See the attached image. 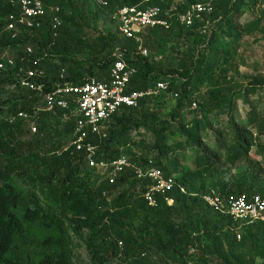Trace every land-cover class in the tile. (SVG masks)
Wrapping results in <instances>:
<instances>
[{
    "label": "trees",
    "instance_id": "1",
    "mask_svg": "<svg viewBox=\"0 0 264 264\" xmlns=\"http://www.w3.org/2000/svg\"><path fill=\"white\" fill-rule=\"evenodd\" d=\"M43 1L49 6H59L61 11L70 12L68 16L61 14L63 24L56 36L53 35L46 19L38 29L29 31L17 26L14 31H7L6 26L11 17L18 14L17 0H0V52L9 50L15 61L12 70L0 72V89L11 90L10 97L0 103L7 106L5 111L0 109V264H75L70 255L67 230L75 236H79L81 231L87 232L86 249L90 264H158L156 253L154 252L152 258L149 256V250L142 251L141 246L130 236L133 232L127 227L136 219V214L143 218L148 230L152 231H143V240H147L145 237L150 238L158 245V250L169 256L175 264L185 263L188 247L194 241L200 245L197 262H206L211 256L223 259L224 243L227 244V252L233 255L234 242L237 240L230 228L234 223L211 210L200 197L193 196L205 194L189 191V181L193 180L194 176L189 179L191 176L184 173L180 178H175L185 188L186 194L175 188L158 198L157 208H149L143 195L150 183L137 180L130 172L123 173L113 185L107 182L99 183L96 171L86 167L83 154L75 152L74 148L69 146L73 122L71 119L64 122L62 118L64 115L69 116L70 112L56 109L51 113H34L36 106L43 103V95L46 93L64 85L81 86L90 78L107 79L109 68L114 61L109 57L87 69L71 65L68 60L74 56V51L69 44L79 29L73 20L76 14L75 3L73 0ZM141 1L112 0L108 8L95 11L96 14L105 13V16L109 17L115 9L123 5H139ZM174 1L150 0L149 5L167 11ZM246 1L216 0L212 14L204 16L214 18L215 24L206 30L204 35H200L199 40L208 52L191 54L189 67L186 66V61H180L178 68L182 70L187 83H180L178 79H165L170 83V90L178 93L172 118L178 119L185 108L190 109L192 102L197 103V108L192 110L201 115L199 119L191 122V127L186 131L185 143L178 149L166 144L162 132H157L154 127L152 111L140 115L147 107L146 101H141L138 109L123 107L111 118L107 124L105 138L99 140L89 137L88 141L96 146L97 161L111 162L125 157L136 167L142 168L151 162L164 176L171 177L174 176L172 170L177 168L180 157L185 159L187 150L194 148L191 161L195 174L205 176L219 158L226 164L234 165L249 156L255 141L264 136V115L258 113L257 106L248 101L251 111L247 118L243 121L229 120L225 129L214 132L218 144L208 145L204 143V138L207 137L206 130L211 128L208 115L212 108L227 105L232 113L233 103L220 89L208 91L207 100L199 101H192L193 93L189 90L190 85L196 89L199 81L214 75L217 69L226 63L230 46L223 36H220L221 25L224 23L230 26L231 23L227 21L230 17H241ZM185 8L184 4H179L176 11L183 12ZM194 24L193 28L185 30L188 35H193L199 30L198 20H195ZM180 30L182 32L184 28L174 23L167 33L173 34ZM128 45L135 49L133 43ZM27 46H30L35 52L34 56L40 59V66L45 74L44 78L29 81L35 86L42 85V92L21 84L25 73L21 74L19 68L26 72V65L22 64L20 59L27 57ZM76 52L79 53L77 48ZM98 53L100 52H92L94 56ZM125 56L127 60L130 58L129 54ZM147 58L136 56L133 60L129 59L128 62L138 70L128 87L129 92L145 91L159 83L156 81L158 76L153 73ZM62 70L65 74L61 78ZM263 88L264 82L251 83L243 92L256 95ZM19 112L30 115L37 128L36 134L31 133L28 123L17 119ZM61 127L63 130H60ZM142 130H147L155 137V147L148 154L132 151L134 147H138V144L131 146L132 134ZM65 148L68 150L65 151ZM257 149L263 150L259 145ZM134 185L142 189L136 199L129 201L126 192H120L113 197L124 187ZM237 187L240 190H231L227 185L217 190L223 196L246 194L264 198V191L256 193L242 189L240 185ZM165 197L173 200L172 206H167L163 201ZM174 213L184 220L179 225V232L174 230V224L169 221V217ZM202 224L212 227V230L207 233L196 232ZM223 224L226 229L225 236L220 232ZM125 227L129 229V234L122 232ZM250 232H253L251 237L254 244L263 240L260 233L264 232V228L256 225L244 228L238 242ZM194 233L199 234L192 238ZM118 242L123 245L122 252ZM260 252L264 253L263 247ZM144 253L146 257L142 258ZM110 260L114 262L111 263ZM260 261H251L249 264H259Z\"/></svg>",
    "mask_w": 264,
    "mask_h": 264
},
{
    "label": "rangeland",
    "instance_id": "2",
    "mask_svg": "<svg viewBox=\"0 0 264 264\" xmlns=\"http://www.w3.org/2000/svg\"><path fill=\"white\" fill-rule=\"evenodd\" d=\"M188 0H175L171 7H176L179 4H184L188 7ZM75 3L76 14L74 15V23L79 27L74 40L70 42L73 48V57L68 61L74 67L83 69L95 66L97 63L107 58H113L114 48L116 47L117 29L116 25L110 18L105 16V13L96 14L99 10L93 8V5L88 0H73ZM81 4L89 13L83 12ZM77 6V7H76ZM94 11V12H93ZM198 20V31L195 34L188 35L186 29L177 33H167L164 30L147 31L143 40V46L148 51V62L152 65L153 73L157 75V82L160 80L178 79L180 83H187L182 73L178 68L180 61H186L185 64L189 67L190 55L197 52H208L201 45L200 35H204L206 30H209L215 23L212 17H202ZM219 20V18L217 19ZM228 24H222L223 39L229 43L230 52L227 55L226 63L217 69L214 75L202 79L197 83V88L189 86L192 101L207 100V92L215 89H220L223 94L233 103V111L230 113L227 105L222 108H212L208 115V121L211 128L206 130L207 137L204 138L208 145L218 144L214 138L216 130L225 129L230 121H243L247 118V114L251 111L249 102H252L258 108V113L264 115V88L259 90L256 95H247L243 91L251 85V83L264 82V0H247L243 15L239 18L230 17ZM201 23V24H200ZM217 25V23H216ZM219 25V23H218ZM195 26V24H194ZM193 26V27H194ZM192 27V28H193ZM218 32L220 29L217 30ZM112 46H115L112 48ZM79 50V53L76 52ZM93 51H98L96 56ZM213 53V52H212ZM9 56L12 53L8 51ZM99 59V60H98ZM179 86V83H177ZM189 85V83L187 84ZM11 90L6 88L0 89V103L3 99L10 97ZM193 103V102H192ZM192 107V106H191ZM185 108L178 119H173L175 101L169 95H159L154 98L153 102L148 103L146 109L140 113H150L154 116V127L157 132H162L164 142L178 149L181 144L186 141V131L191 127V122L194 119H199L200 113H196L192 109ZM7 106L0 104V109L6 110ZM2 117H0V120ZM255 133V132H254ZM3 133V135H5ZM0 135H2L0 133ZM256 135V134H254ZM132 151L137 154H148L155 147V137L142 130L132 134ZM258 145L262 151H258ZM185 159L180 157L177 168H173L175 178H180L184 173H188L189 179L194 176L193 180L189 181V191L191 193H205L218 191L217 189L223 185L238 191L237 186L242 189H249L250 192L262 193L264 191V136L258 138L253 144L249 156L241 160L237 164H226L223 159H217L215 166L205 176H197L191 159L193 158L194 148L187 150ZM155 155V154H154ZM142 189L137 186H128L119 190L118 193L126 192V197L129 201L137 198ZM248 191V190H247ZM193 196L200 197L194 194ZM136 219L132 220V224L127 227L132 230L131 238L141 246L144 250H149V256L154 258L156 253L159 262L158 264H175L171 258L158 250V245L150 238L145 237L143 240L142 233L147 230L146 222L142 217L135 215ZM169 221L174 224V230L179 232V225L184 222L183 218L174 213L169 217ZM203 223V222H202ZM197 227V226H196ZM225 225L221 226L220 232L225 236ZM126 227L122 229L123 233H128ZM212 227L199 225L196 232H210ZM194 231V230H191ZM213 231H215L213 229ZM219 231V229H218ZM69 235L70 255L75 264H90V256L86 249L87 232L81 231L79 236L73 235L67 230ZM129 234V233H128ZM194 233L193 235H198ZM253 232H250L241 242H234L235 251L233 255L227 252V244L224 243L222 250L223 259H218L216 256H211L206 262H198V264H249L251 261H260L264 259V253L261 254V247L264 248V232L260 233L263 240L259 243H253ZM111 263L114 260H110Z\"/></svg>",
    "mask_w": 264,
    "mask_h": 264
},
{
    "label": "built area",
    "instance_id": "3",
    "mask_svg": "<svg viewBox=\"0 0 264 264\" xmlns=\"http://www.w3.org/2000/svg\"><path fill=\"white\" fill-rule=\"evenodd\" d=\"M112 0H88L95 9L108 8ZM120 2V1H119ZM188 7L185 11L178 12L176 7H170L163 11L158 6L149 5L150 0H142L139 5L121 6L111 12L108 18L116 25L117 41L113 54V63L109 68L107 79L97 80L90 78L81 86L73 87L64 85L50 93L43 95L42 104L36 106L34 113H51L56 109L70 112L64 115V122H73V133L71 135L70 147L75 152L82 153L86 167L95 170L99 183L107 182L113 185L117 178L123 173L130 172L137 180L149 182L143 199L149 208L158 207V198L175 188L182 194H186L185 188L180 185L174 176L166 177L160 170L156 169L151 162L145 167H136L125 157H120L111 162L97 161L95 157L96 146L88 140L89 137L97 139L105 138L107 124L111 118L118 113L121 108L138 109L141 101H146L147 105L154 101V97L159 95H169L174 101L178 98V93L170 90L169 81H161L153 88L145 91L129 92L128 87L138 73L137 68L129 63L136 56L147 58L148 51L143 46L144 34L152 30L169 31L175 23L180 27L189 29L194 25L195 20L204 16H209L213 12L216 0H188ZM143 6H145L143 8ZM18 14L11 17L10 23L6 26L7 31H14L17 26L24 30L38 29L46 19L49 21L51 31L56 36L57 31L62 27V15H69L68 10L61 11L59 6H49L43 0H17ZM83 12L86 11L81 4ZM95 11V10H94ZM93 11V12H94ZM133 43L135 49L129 47ZM9 50L0 52V72L12 70L15 61L8 54ZM126 54H129L128 60ZM26 58H21L20 62L25 64V70L19 68L21 74L25 73L21 84L31 90L37 89L42 92V85L35 86L29 80L44 78V70L40 66V59L35 57L34 50L27 46L25 49ZM65 71L62 70V78ZM72 107V110H71ZM197 103H192L191 109H196ZM17 119L29 124L32 134L37 133V128L30 115L26 112H19ZM60 130H63L61 127ZM68 149L65 148V151ZM203 202L214 212L229 218L234 225L230 228L237 241L241 240L243 230L246 227L259 225L264 228V198L258 195H221L218 191H211L200 196ZM167 206L173 205L171 198H164ZM196 235H192L195 238ZM122 252V243H117ZM199 244L194 241L189 245L184 264H198ZM121 257V255L119 256ZM142 258L146 254L141 255ZM259 264H264L260 261Z\"/></svg>",
    "mask_w": 264,
    "mask_h": 264
},
{
    "label": "clouds",
    "instance_id": "4",
    "mask_svg": "<svg viewBox=\"0 0 264 264\" xmlns=\"http://www.w3.org/2000/svg\"><path fill=\"white\" fill-rule=\"evenodd\" d=\"M181 28H183V27H181ZM185 29V28H184Z\"/></svg>",
    "mask_w": 264,
    "mask_h": 264
}]
</instances>
